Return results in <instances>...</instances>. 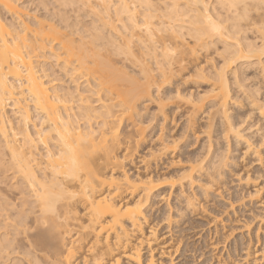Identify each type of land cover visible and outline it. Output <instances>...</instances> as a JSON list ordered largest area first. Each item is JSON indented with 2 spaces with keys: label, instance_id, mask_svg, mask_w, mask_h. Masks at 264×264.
I'll list each match as a JSON object with an SVG mask.
<instances>
[{
  "label": "bare ground",
  "instance_id": "obj_1",
  "mask_svg": "<svg viewBox=\"0 0 264 264\" xmlns=\"http://www.w3.org/2000/svg\"><path fill=\"white\" fill-rule=\"evenodd\" d=\"M193 216L264 264V0H0V264H183Z\"/></svg>",
  "mask_w": 264,
  "mask_h": 264
},
{
  "label": "rangeland",
  "instance_id": "obj_2",
  "mask_svg": "<svg viewBox=\"0 0 264 264\" xmlns=\"http://www.w3.org/2000/svg\"><path fill=\"white\" fill-rule=\"evenodd\" d=\"M24 3L27 2V0H23ZM27 4V3H26ZM27 5H30L29 8L27 6V9H25L23 12L20 10L22 13V19L28 18L27 16H32L34 14L42 15V11H39L35 8V6L32 7L33 4L29 3ZM35 8V9H34ZM37 10V11H36ZM34 12V13H33ZM21 16V15H20ZM29 16V17H30ZM85 17V16H84ZM84 20H88V18H84ZM210 207H212L214 210L221 211L219 207H217L216 204H212ZM248 215V214H245ZM195 216H193L191 219L189 218L190 222L185 225L186 229L183 232V241L187 243V248L185 249L186 251L184 252V257H180L177 261H183V264H202L203 261H206L204 264H208L210 254L208 253V244L214 243L215 239H209L207 236V227L204 223V220H194ZM162 227H159V234H162L166 231V229H162ZM202 231V233H201ZM227 229H224L222 232L225 233ZM197 235L195 236V234ZM204 233V234H203ZM198 238V241L195 240L196 237ZM218 238H216L217 240ZM232 237L227 238V241H231ZM196 241V242H195ZM224 244H219V247H224ZM202 255V257L199 259V257ZM193 257V258H192ZM240 257V254H237V258ZM183 258V259H182ZM195 258V259H194ZM197 259V260H196ZM201 262H197V261ZM212 264V263H211Z\"/></svg>",
  "mask_w": 264,
  "mask_h": 264
}]
</instances>
